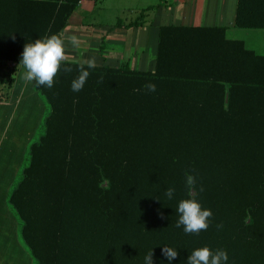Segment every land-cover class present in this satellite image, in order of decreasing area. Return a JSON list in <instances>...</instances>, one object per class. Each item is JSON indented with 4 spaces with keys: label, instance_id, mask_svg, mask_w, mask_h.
<instances>
[{
    "label": "trees",
    "instance_id": "1",
    "mask_svg": "<svg viewBox=\"0 0 264 264\" xmlns=\"http://www.w3.org/2000/svg\"><path fill=\"white\" fill-rule=\"evenodd\" d=\"M76 2L0 0V66L19 64L26 43L62 34ZM231 26L264 30V0H235ZM154 59L152 72L87 69L79 92L80 63L65 60L53 87H36L48 114L7 199L35 264H145L151 250L153 264H187L205 246L226 250L227 264H264V54L223 27L164 26ZM9 75L0 74L5 87ZM183 88L219 94L218 111H194L210 100L190 95L176 112ZM185 173L213 213L199 234L176 227L190 198Z\"/></svg>",
    "mask_w": 264,
    "mask_h": 264
},
{
    "label": "crops",
    "instance_id": "2",
    "mask_svg": "<svg viewBox=\"0 0 264 264\" xmlns=\"http://www.w3.org/2000/svg\"><path fill=\"white\" fill-rule=\"evenodd\" d=\"M234 6L235 0H85L76 4L61 34L62 38L76 35L80 40L79 47L68 46L65 60L82 63L95 57L96 67L152 72L157 33L164 26L223 27L226 38L241 40L247 47L237 28L231 26ZM262 35L257 47L260 54H264V32ZM19 64L0 66V74L9 73L11 79L8 87L0 83V264H35L7 199L28 163L29 146L42 135L48 108L36 86L21 79L24 68ZM190 95L212 102L202 100L194 111H218L214 102L219 94L183 88L175 96L176 112H185V98ZM225 104L226 97L224 108Z\"/></svg>",
    "mask_w": 264,
    "mask_h": 264
},
{
    "label": "clouds",
    "instance_id": "3",
    "mask_svg": "<svg viewBox=\"0 0 264 264\" xmlns=\"http://www.w3.org/2000/svg\"><path fill=\"white\" fill-rule=\"evenodd\" d=\"M77 48L80 45V40L76 35L67 38H62L61 34H52L36 39L32 43H26L21 54L20 64L24 68L21 74V79L25 82L32 83L36 87L46 86L53 87L57 73L61 71V63L66 59L68 46ZM87 65V68H85ZM96 67L95 57L89 58L79 64V75L72 80L71 89L74 92H79L83 89L90 72L87 69ZM72 67L65 66L63 72L71 73ZM98 82H102L101 80ZM144 88L148 92H155L156 85L147 83ZM186 186L189 191V199H182L177 208L179 219L176 222V227L183 226V231L186 234H199L201 231H206L211 223L213 213L210 209L202 208V205L197 199L196 177L185 173ZM203 186L200 187V192H203ZM175 193V188L169 187L164 195L168 199H172ZM159 200V199H158ZM161 219H165L163 213H159ZM217 228H222V225H217ZM163 255L169 261L177 257V249L164 246L162 249ZM228 254L226 250L217 249L213 251L210 247L205 246L195 249L188 257L187 264H227ZM145 264H153V251L145 256Z\"/></svg>",
    "mask_w": 264,
    "mask_h": 264
},
{
    "label": "rangeland",
    "instance_id": "4",
    "mask_svg": "<svg viewBox=\"0 0 264 264\" xmlns=\"http://www.w3.org/2000/svg\"><path fill=\"white\" fill-rule=\"evenodd\" d=\"M236 32L240 33V37H242L246 43L247 47H249L252 50H255L256 52H260L261 50L258 49V44L262 42L263 35L261 30H241V29H235ZM238 30V31H237ZM248 33V35H244Z\"/></svg>",
    "mask_w": 264,
    "mask_h": 264
},
{
    "label": "built area",
    "instance_id": "5",
    "mask_svg": "<svg viewBox=\"0 0 264 264\" xmlns=\"http://www.w3.org/2000/svg\"><path fill=\"white\" fill-rule=\"evenodd\" d=\"M83 1H85V0H77L76 3H80V2H83ZM92 1H95V0H92Z\"/></svg>",
    "mask_w": 264,
    "mask_h": 264
}]
</instances>
